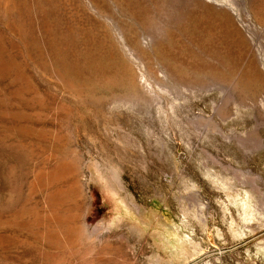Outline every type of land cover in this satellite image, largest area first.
<instances>
[{
    "label": "rangeland",
    "instance_id": "374dc122",
    "mask_svg": "<svg viewBox=\"0 0 264 264\" xmlns=\"http://www.w3.org/2000/svg\"><path fill=\"white\" fill-rule=\"evenodd\" d=\"M262 201L264 0H0V264H264Z\"/></svg>",
    "mask_w": 264,
    "mask_h": 264
},
{
    "label": "bare ground",
    "instance_id": "6f19581e",
    "mask_svg": "<svg viewBox=\"0 0 264 264\" xmlns=\"http://www.w3.org/2000/svg\"><path fill=\"white\" fill-rule=\"evenodd\" d=\"M102 188L104 189V191H106L107 193H112L113 192V190L111 189V188H109V186L107 187V185H105L104 183L102 184ZM252 191H254V190H252ZM263 202V201H262ZM264 203V202H263ZM257 204V203H256ZM261 202H259L258 201V204H257V208H256V210L259 212V214L262 212V209H261V206L263 205H261ZM241 206H243V209H247V208H252L251 207V205H249L247 202H243L242 204H241ZM263 207V206H262ZM245 210H243V212H246ZM249 216V215H248ZM249 228V227H248ZM252 228H254V227H250V229L252 230ZM231 230V229H230ZM233 231V230H232ZM254 231H256V229L254 228L253 230H252V232H254ZM169 236V239L170 240H173V241H170L169 242V247H170V249H171V251H170V253H171V260L172 261H174V262H177L178 263V261H179V257H178V254L179 255H183V249H182V247L184 246H186L185 244V242H183V246L181 247V245H178V243H177V240L175 239L176 237L174 236V234H169L168 235ZM173 236V237H172ZM172 237V238H171ZM209 237V239H211L210 238V236H208ZM260 252L262 253V255L264 256V249H260ZM262 256V257H263ZM260 259V258H259Z\"/></svg>",
    "mask_w": 264,
    "mask_h": 264
}]
</instances>
